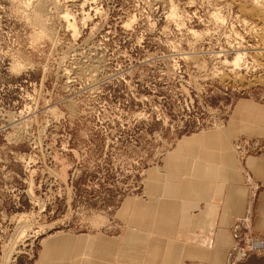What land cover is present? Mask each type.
Returning a JSON list of instances; mask_svg holds the SVG:
<instances>
[{"label":"rangeland","instance_id":"rangeland-1","mask_svg":"<svg viewBox=\"0 0 264 264\" xmlns=\"http://www.w3.org/2000/svg\"><path fill=\"white\" fill-rule=\"evenodd\" d=\"M248 3L0 0V264L101 228L176 137L264 100V67L230 62Z\"/></svg>","mask_w":264,"mask_h":264},{"label":"crops","instance_id":"crops-1","mask_svg":"<svg viewBox=\"0 0 264 264\" xmlns=\"http://www.w3.org/2000/svg\"><path fill=\"white\" fill-rule=\"evenodd\" d=\"M241 135L264 136V100L238 97L221 124L176 137L104 226L42 236L29 264H264L233 259L238 235L264 233V151L240 158Z\"/></svg>","mask_w":264,"mask_h":264},{"label":"bare ground","instance_id":"bare-ground-1","mask_svg":"<svg viewBox=\"0 0 264 264\" xmlns=\"http://www.w3.org/2000/svg\"><path fill=\"white\" fill-rule=\"evenodd\" d=\"M248 4H249V8L246 10V13H247V15H249V17L251 19H253V23L252 22H248V20H246V19H242V20L244 21V24H245V27H246L245 33L248 34L249 36L247 35L248 37L246 39H245L244 35L240 36L241 40L238 41L237 47L235 49V56L233 57V59L230 60V62H231V64L234 65V67H239L240 68L241 64H243V62L246 61V55H249L252 58V62H251L252 66L257 68V65H262V67H264V0H249ZM39 5L41 6V4H39ZM39 5H38V9H42V8H40ZM38 13H40V12H38ZM67 14L68 13H65V16ZM85 14H87V12ZM173 14H174V12H173ZM36 15L37 14H35V16ZM86 16L88 17V15H86ZM36 17H38V16H36ZM66 17H68V16H66ZM87 17L83 18L84 19L83 22H85V19H87ZM38 21H39V19H38ZM68 22L69 21L67 19V23ZM72 24L73 23L71 22V24H69V26L72 25ZM244 24H243V26H244ZM71 27H73V26H71ZM75 27L76 26L74 25V28H71V29H75L76 30ZM75 32H77V30ZM46 34H47V31H46ZM235 35H237V34H235ZM252 39H254L255 41L253 42ZM244 41L249 42V43L244 44ZM260 59H261V61H260ZM245 67H248V66H245Z\"/></svg>","mask_w":264,"mask_h":264},{"label":"built area","instance_id":"built-area-1","mask_svg":"<svg viewBox=\"0 0 264 264\" xmlns=\"http://www.w3.org/2000/svg\"><path fill=\"white\" fill-rule=\"evenodd\" d=\"M234 148L240 158H244L249 154L262 152L264 151V136L246 137L241 135L235 139ZM232 251L235 253L234 260L240 259L250 253L264 254V233L259 235H238Z\"/></svg>","mask_w":264,"mask_h":264}]
</instances>
